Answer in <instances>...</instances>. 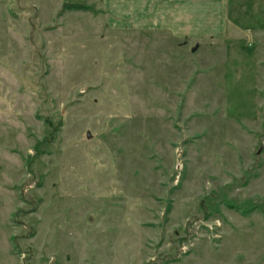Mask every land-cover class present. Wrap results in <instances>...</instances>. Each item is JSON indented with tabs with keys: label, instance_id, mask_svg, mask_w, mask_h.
<instances>
[{
	"label": "rangeland",
	"instance_id": "1",
	"mask_svg": "<svg viewBox=\"0 0 264 264\" xmlns=\"http://www.w3.org/2000/svg\"><path fill=\"white\" fill-rule=\"evenodd\" d=\"M229 3L192 41L0 0V264H264V0Z\"/></svg>",
	"mask_w": 264,
	"mask_h": 264
},
{
	"label": "crops",
	"instance_id": "2",
	"mask_svg": "<svg viewBox=\"0 0 264 264\" xmlns=\"http://www.w3.org/2000/svg\"><path fill=\"white\" fill-rule=\"evenodd\" d=\"M101 5L128 29L165 32L178 40L224 39L230 21L229 0H101Z\"/></svg>",
	"mask_w": 264,
	"mask_h": 264
},
{
	"label": "trees",
	"instance_id": "3",
	"mask_svg": "<svg viewBox=\"0 0 264 264\" xmlns=\"http://www.w3.org/2000/svg\"><path fill=\"white\" fill-rule=\"evenodd\" d=\"M74 9H76V10H82V9L88 10L86 8H83V7H74Z\"/></svg>",
	"mask_w": 264,
	"mask_h": 264
},
{
	"label": "water",
	"instance_id": "4",
	"mask_svg": "<svg viewBox=\"0 0 264 264\" xmlns=\"http://www.w3.org/2000/svg\"><path fill=\"white\" fill-rule=\"evenodd\" d=\"M197 51V48H195L194 50H193V52H196Z\"/></svg>",
	"mask_w": 264,
	"mask_h": 264
}]
</instances>
